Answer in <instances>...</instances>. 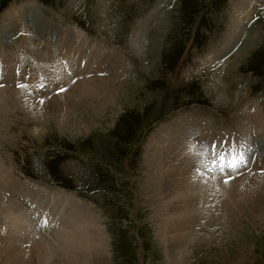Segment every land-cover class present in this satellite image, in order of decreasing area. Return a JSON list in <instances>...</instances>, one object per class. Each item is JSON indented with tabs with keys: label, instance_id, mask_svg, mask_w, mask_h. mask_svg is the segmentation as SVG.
Masks as SVG:
<instances>
[{
	"label": "rangeland",
	"instance_id": "obj_1",
	"mask_svg": "<svg viewBox=\"0 0 264 264\" xmlns=\"http://www.w3.org/2000/svg\"><path fill=\"white\" fill-rule=\"evenodd\" d=\"M81 1L0 0V45L8 51L19 49L17 41L27 31L15 30L11 34L8 23L1 27L3 20L9 10L16 12L13 15L18 23L23 8L35 4L38 9L28 7L26 15L33 18L29 21V32L42 45L53 49L56 47L53 41L67 39V33L59 30L75 32L82 39L94 38L93 49L97 45L110 49L111 56L107 55L104 61L105 71L127 60L125 67L129 68V75L123 78L127 80L122 88L124 99L115 108L117 110L109 111L108 119L102 118L93 125L88 122L89 115L84 110L78 113L80 117H71V123L63 125L53 115L35 120L13 106L1 108L0 162L3 167L20 179L30 176L44 186L60 187L68 182L69 186L65 185L68 190L60 187L64 191L55 189L51 194L61 192L71 199L72 195L91 209L88 212L98 215L100 228L107 238L108 256L104 264H172L183 252L182 262L175 264H233L238 259L244 264H264V221H259L251 211L242 212L236 223L226 220L239 205L226 190H218V184L222 181L225 184L226 178L215 179L211 187L203 189L209 205L201 214L189 225L174 228L176 235L189 233L186 249H175V257L163 244L157 225L166 223L168 217L175 220L180 216L171 212L170 204L161 202L157 207L160 199L151 202L145 190V175L150 172L147 166L145 168L146 157L149 146H153L150 142L154 135L163 133L162 129L174 125L173 122L192 117L207 121L202 124L210 123L220 133L247 128L246 131L257 137L255 129H251L255 125L247 118L259 109L264 118V0L247 2L248 7L244 8L247 7L249 16L241 23L238 40L224 48L216 65H205L203 60L212 51L218 53L222 44L229 40L232 22L241 10L242 0H86V7H81ZM22 19L26 25V19ZM24 23H18V28ZM156 32L158 35L154 38ZM137 33L144 35L141 45L136 42ZM157 43L156 48L154 44ZM84 51L89 52V49ZM94 53L90 58L92 64L97 62ZM57 55L60 62H66L68 54ZM82 58L80 55L78 61ZM95 65L97 70L99 62ZM79 80L77 82L83 81ZM19 83L21 85L22 80ZM55 88L45 95L46 100L49 96L61 95L62 89L56 94ZM28 96L26 101L31 97L41 101L44 95ZM187 122L191 124L185 125L190 134L191 129L199 131L197 122ZM260 125L264 126V120ZM204 138L198 133L197 140ZM244 139L249 143V137ZM260 139L244 147L245 155L252 154L256 158L257 153L255 160L248 158L251 162L264 158ZM46 188L39 190L47 192ZM222 203L223 216L207 214L210 204ZM187 210L184 212L188 213ZM180 219L188 221L189 216L184 214ZM0 220L8 228L10 222L13 223V219L6 216H1ZM39 230L44 233L42 228ZM14 233L17 239H8V244L24 245L26 241L21 239L19 232ZM58 239L60 237L53 239L56 246ZM57 249L61 247H56L55 251ZM63 263L57 258L45 264Z\"/></svg>",
	"mask_w": 264,
	"mask_h": 264
},
{
	"label": "bare ground",
	"instance_id": "obj_2",
	"mask_svg": "<svg viewBox=\"0 0 264 264\" xmlns=\"http://www.w3.org/2000/svg\"><path fill=\"white\" fill-rule=\"evenodd\" d=\"M242 1L241 10L238 16L235 15L234 22H232L233 28L229 35V40L224 45L222 44V48L218 53L211 52L210 48L211 53L203 60L205 65H210V63L211 65H216L217 59L222 55L221 53L224 48L231 47L235 40H238V33L242 28L241 23H243L245 16H249L247 2L250 0ZM246 5L247 7L245 9L244 7ZM28 7L33 10L38 9L35 4H29ZM28 7H24L22 11V18L24 17L26 19L27 24L25 25L22 18H17L20 21L18 23H24V26L22 28L20 27L21 29L18 28L16 17L13 15L16 12H10L9 10L7 12L8 14H6L9 17L6 16L1 26L3 27L8 23V31L11 34H14L13 31L15 30H21L23 33V29L27 33L26 35L23 34L24 36L19 34V41H17L19 49L15 48L8 51V48L0 45L2 46L0 47L2 49L0 50V83H6L5 86L3 84L0 85V109L10 105L17 108L24 115L36 118L35 120L44 117L48 119L53 115L63 125L67 122L71 123V120H73L71 117H80L81 114L78 113L81 110H84L87 116L89 115L88 122L91 125L97 120H102V118L105 120L108 119L109 111L118 108L117 105L121 104L122 99H124L122 98V88L127 80H123V78L129 75V68L125 67L127 60L125 62H115L116 65L115 67L112 66V70L105 71L103 68H106L107 65L104 66V61L108 52L103 51L100 45H97L96 49H93V43H89L86 46V38L82 39L80 34L75 32H62L63 30L61 31L58 28L55 29L59 30L60 33H65V35L67 33V39H57L52 42L56 45L55 48H47L29 32V23L33 18L26 15L29 13ZM236 8L238 9L239 7ZM15 10L17 11L19 8H15ZM54 34L56 36L55 32ZM137 34L139 36L136 42L141 45L142 43L140 42L144 40L142 39L144 35L140 36V33ZM157 35L156 32L154 38H157ZM55 36L52 37V40ZM10 43L7 42V44ZM84 45L85 48L89 49V52H95L97 62H99L97 70L95 69L97 62L92 64L90 60L92 53L88 54V51L85 52L83 50ZM154 47L157 48L158 43L154 44ZM153 49L155 50V48ZM73 52L74 54H72ZM57 53L68 54L65 57L66 60L64 59L66 61L65 63L60 62ZM80 55L83 58L78 61ZM35 56L37 57L35 58ZM108 56H111V54H108ZM213 58L214 60H211ZM116 60L119 61V59ZM67 67L71 69L68 71L66 69ZM23 68L24 70L26 69L32 79L39 81L38 86L29 88L27 84L25 88L18 87L16 82L20 78V70ZM69 73H73L76 76L71 77ZM86 73L87 75L85 76ZM79 79L83 81L77 82L80 81ZM54 87H56V94H60L62 91L61 95L49 96L50 99L48 97V100H46L47 98H44L45 95L48 96ZM59 89L62 90L58 91ZM63 90H65L64 93ZM28 95L44 96L41 101L34 100L32 97L26 101L27 97H30ZM6 110L8 111V109ZM0 111L2 112V110ZM249 119L255 125L251 129H255L257 137L249 133L248 130L246 131L247 128L245 130L237 129L236 131L220 133V130L219 132L215 131L207 123L202 124L203 122H197V119H192V122H197L200 129L199 131L191 129V136L190 131L185 126L190 124L187 121L191 120L180 119L179 121L173 122L174 125H168L162 129V134L154 135L153 140L151 139L152 141L150 143L153 146H149L151 148H148L147 163L145 162V168L147 166V169L150 170L145 175L146 195L151 202H157L160 199L156 205L157 207L163 203L166 205L170 204L169 209L172 213L180 217L184 214H188L189 216L188 221L182 220L180 217L175 220H171V217H168L166 223L157 225V228L161 229L160 234L162 235L163 244L172 253V256L175 257V254H173L175 253V249L184 251L187 243H189V233H186L185 236L176 235L174 234V228L178 225H189L190 221L196 215L202 213L203 209L209 205L206 201V192L203 189L211 187L215 179L218 180L221 178L220 176L226 175H219L217 173L212 174L213 176L207 175L198 165L197 162L200 161H206L205 164L210 162V147L206 152V143H210L215 137L223 138L229 143V146H231L232 142H235V144L239 143L240 148H243L244 152L245 146L253 143V141H257L258 138H262V150L264 152V126L262 127L260 125L261 121L264 120L263 111L259 109L247 118V120ZM198 133L205 136L204 140H197ZM208 134L210 137H208ZM2 136L3 133L0 132V137ZM247 137H249L250 141L246 144L244 138ZM246 157L247 159L254 158L255 160L257 153L256 158L252 154H246ZM261 167L264 169V158L262 157L258 158L256 163L255 161L251 162V164L247 163L246 167L240 169L237 174H233L238 177L237 179L233 178V180L235 179L234 181L231 180L228 184H222L223 181L221 180L222 183L218 184L220 186L218 190H226L239 203L231 215L226 217V220H230L231 223H236L241 217L242 212L245 214L250 211L254 214L253 216L256 215V218L259 217V221H264V174H262L264 170L261 171ZM11 180L14 179L10 172L8 170L5 171L3 164L0 162V217L6 216V218L13 219V223L10 222V228L0 223L1 264H45L55 261L57 258L62 260L64 262L63 264H104L106 262L108 256L107 238L105 237L104 231L100 228L97 219L98 215L94 212H88L91 209L87 205L85 206L84 203L80 202L81 200L79 201L72 195H70L72 197L71 199L61 192L51 194L46 191L34 189L32 186L21 182L11 183ZM17 194L26 199L32 207L27 208L23 206L22 201H20L21 204L16 200L14 196ZM185 209H189L187 210L188 213L184 212ZM223 211L224 203L219 205L210 204L207 214L209 216H223ZM193 212H196V214L194 215ZM40 228H42L44 233L40 232ZM11 231L13 233L19 232V236L26 243L24 245L8 244V241L17 239L16 236V238L13 237ZM16 235L18 236V234ZM59 237L60 239H58L57 245L61 249L55 251L58 246L55 245L54 240H57ZM22 246H25V248ZM183 257L184 252L177 259L178 261L171 263L182 262ZM233 264L244 263L241 259H238Z\"/></svg>",
	"mask_w": 264,
	"mask_h": 264
},
{
	"label": "snow or ice",
	"instance_id": "obj_3",
	"mask_svg": "<svg viewBox=\"0 0 264 264\" xmlns=\"http://www.w3.org/2000/svg\"><path fill=\"white\" fill-rule=\"evenodd\" d=\"M226 145H228L227 141L219 144L213 141L210 146H206V152L210 147V166L208 164L205 166L209 173L228 174V179L225 180V183H228L233 174H237L240 169L247 166L248 161L244 153L237 150L235 142H232L231 146Z\"/></svg>",
	"mask_w": 264,
	"mask_h": 264
}]
</instances>
